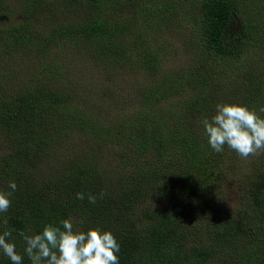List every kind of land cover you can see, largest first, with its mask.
Instances as JSON below:
<instances>
[{
  "label": "trees",
  "instance_id": "16d2710c",
  "mask_svg": "<svg viewBox=\"0 0 264 264\" xmlns=\"http://www.w3.org/2000/svg\"><path fill=\"white\" fill-rule=\"evenodd\" d=\"M39 1L29 0L25 16L44 23L40 45L53 36L86 37L95 51L103 52L102 57L133 49L150 55L142 61L158 58L143 36L150 27L146 18L152 15L144 0L138 17L145 20L140 34L147 46L137 45L136 29H131L126 18L115 16V9L123 8L125 0H114L115 4L113 0H42L50 8L46 15L33 7ZM128 1L133 5L137 0ZM4 2L0 0V9L6 8ZM257 4L258 0L195 1L202 44L198 55H213L227 66L215 74L207 69L197 83L195 88L202 94L189 109L195 117L191 126L157 111L140 119L126 118V126L116 133L100 125L92 129L88 119L81 117L73 118L74 127L68 129L66 116L71 119L72 113L59 109L64 107L63 96L42 87H12L6 83L8 75H2L0 136L14 148L5 163L10 180L0 175V191L11 193L7 213L0 214V233L7 219V227L13 230L10 242L16 244L23 264L30 261L17 233L38 234L45 225L59 226L68 218L82 222L76 224L80 231L111 232L120 245L119 264H264V153L240 163L246 168L241 207L236 211L218 208L216 167L232 150L227 146L219 153L212 150L202 128V121L216 114L218 104L245 106L264 118L259 111L264 107V17L256 19V25L249 18V8L256 12ZM51 10L54 18L47 20ZM59 13L66 18L58 20ZM235 18L242 21L241 29L235 28ZM30 29L27 22L0 29V40L16 37L14 43L21 45L31 39ZM254 29L256 38L251 37ZM75 133L85 135L88 142L73 141L78 160L69 162L61 150ZM142 135L148 147L141 146ZM111 145L120 147L114 157L106 152ZM45 156L47 162L42 165ZM52 157L65 158L66 163L48 168ZM239 161L232 160L230 170H238ZM10 182L17 186L14 192L8 187ZM77 193H84V199H77ZM88 194L96 196V203H89ZM0 264L11 261L0 253Z\"/></svg>",
  "mask_w": 264,
  "mask_h": 264
},
{
  "label": "rangeland",
  "instance_id": "374dc122",
  "mask_svg": "<svg viewBox=\"0 0 264 264\" xmlns=\"http://www.w3.org/2000/svg\"><path fill=\"white\" fill-rule=\"evenodd\" d=\"M195 1L144 0L152 15L146 18L150 27H147L143 36L158 54V58L145 62L142 59L150 55L141 53V50L135 53L133 49L128 50L127 54L107 53L102 57L103 52L95 51L92 40L86 37L57 39L53 36L49 43L40 45L39 37L45 25L37 18L25 16L29 0H6V8L0 9V29L9 30L12 25L27 22L31 26L32 36L30 40L21 42V45L14 43L16 37L7 38L5 42L1 38L0 78L6 73V83L12 87H42L59 93L65 98L64 107L59 109L72 113L71 119L66 114L65 125L68 129L74 127L73 118L81 117L88 119L86 121L91 128L93 125H100L102 130L116 133L126 126V118L140 119L157 111L164 113L167 118H177V121H184L191 126L195 117L190 114L189 109L196 106L199 94H202L195 88L197 83L203 79L207 69L210 74H215L219 68L227 66V63L216 60L213 55H198L202 51V44L196 29ZM129 2L123 1V8L115 9V16L126 18L131 29H136L135 34L140 36L137 45H146L140 34L145 20L138 17L141 16V0L133 5ZM33 7L43 15L50 9L42 0ZM249 9V18H253V24L256 25V19L264 17V0H258L256 12L251 7ZM48 17L51 20L54 18L52 10L47 12V20ZM58 17V20L66 18L62 13ZM234 22L235 28H242V21L235 18ZM257 35V29L251 30V37L256 38ZM152 63L153 68H149ZM174 72L177 75H173ZM162 79L164 81L159 83ZM171 79L175 80L172 82ZM180 84H183L182 90L179 88ZM208 106L213 108L214 105ZM2 138L0 136V175L4 173L2 179L8 181L10 177L6 173L8 168L5 163L11 160L14 147L6 138L1 140ZM86 138L81 133H75L70 141H64L61 153L66 155L69 162L78 160V155H73V141L88 142ZM140 139L141 146L148 147L146 137L142 135ZM119 148L111 145L106 152L114 157L115 153L119 154ZM53 149L57 151L59 148ZM238 158V170H230L232 160L236 161ZM104 159H108V156L105 155ZM45 161L47 162L46 156L41 159V164ZM245 161L234 151H227L223 160L218 162L214 182L219 184L214 197L216 207L231 211L241 207L240 194L244 191L242 179L246 168H241L240 163ZM64 162L66 163L65 158L52 157L48 168L55 169Z\"/></svg>",
  "mask_w": 264,
  "mask_h": 264
},
{
  "label": "clouds",
  "instance_id": "9594fccd",
  "mask_svg": "<svg viewBox=\"0 0 264 264\" xmlns=\"http://www.w3.org/2000/svg\"><path fill=\"white\" fill-rule=\"evenodd\" d=\"M264 113V107L259 110ZM203 134L212 150L219 153L227 146L241 158L264 153V118L245 106L236 104L216 105V114L202 121ZM8 187L14 192L15 182ZM11 193L0 191V214L7 213ZM104 193H101L103 197ZM84 193L76 198L84 199ZM89 203H96V196L88 194ZM3 220L4 230L0 233V253L11 264H23L13 239V230ZM72 218L62 220L59 226L47 224L38 234L17 233L24 242V253L30 264H119L120 245L111 232L100 229L80 231Z\"/></svg>",
  "mask_w": 264,
  "mask_h": 264
}]
</instances>
